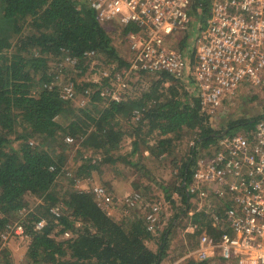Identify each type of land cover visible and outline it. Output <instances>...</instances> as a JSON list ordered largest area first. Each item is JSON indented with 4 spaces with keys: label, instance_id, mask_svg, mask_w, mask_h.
Masks as SVG:
<instances>
[{
    "label": "trees",
    "instance_id": "obj_1",
    "mask_svg": "<svg viewBox=\"0 0 264 264\" xmlns=\"http://www.w3.org/2000/svg\"><path fill=\"white\" fill-rule=\"evenodd\" d=\"M106 25L97 20L86 0H0V244L1 233L27 208L26 196L42 199L34 210L21 216L24 237L30 240L27 264H161L166 255V230L156 239V247L150 244L155 232L147 230L148 211L136 210L132 216L117 218L109 213L110 207L105 210L98 204L94 193L75 187L73 180L62 193L56 191L65 153L70 150L71 144L64 141L67 136L85 150L100 151L105 156L103 161L112 162V153L126 136L133 137V153L145 146L152 156L161 157L172 153L176 141L186 134L194 133L196 148H207L219 140L212 134L231 130L240 122L249 126L247 131L259 119L232 121L222 129L214 128L190 86L166 72H139L140 81L148 85L137 97L120 102L103 98L100 90L110 84L116 71L129 64L113 44ZM119 28L122 35L136 30L134 25ZM63 50L79 57L81 74L92 60L84 57L87 50H95L107 64L117 63L103 83L75 84L84 97L87 88L100 87L92 94L91 107H76L61 97L58 85L50 87L55 77L49 72V60L62 56ZM146 77H151L150 83ZM135 110L139 111L138 119ZM122 121L129 130L124 129ZM153 136L156 139L151 144ZM192 154L174 188L181 205L167 193L177 208L176 217L193 211L192 204L187 210L189 197L183 186L193 173ZM99 168L97 161L88 159L75 177H91ZM52 206L61 207L60 216L51 212ZM42 219L45 226L36 229ZM192 219L200 224L196 230L200 236L205 218L194 214ZM65 232L71 236L60 238ZM5 252L2 258L12 264ZM216 260L226 261L191 259L185 264Z\"/></svg>",
    "mask_w": 264,
    "mask_h": 264
},
{
    "label": "built area",
    "instance_id": "obj_2",
    "mask_svg": "<svg viewBox=\"0 0 264 264\" xmlns=\"http://www.w3.org/2000/svg\"><path fill=\"white\" fill-rule=\"evenodd\" d=\"M103 24L134 25L124 35L130 56L116 71L100 96L113 101L138 96L144 87L139 72L179 77L199 98L211 119L246 85H264V0H86ZM64 61L77 66L80 59L63 50ZM95 50L84 53L93 59ZM106 76H110L107 74ZM143 83V85H142ZM75 81L58 85L66 101L77 99ZM85 90V97L91 94ZM139 111L134 117L138 119ZM73 142V137H68ZM193 147V173L184 181L194 214L205 218L198 246L190 253L196 261L221 258L236 264H264V114L254 128L225 134L207 148ZM195 152L197 157L195 156ZM54 168V167H53ZM100 206L109 208L105 186L95 185ZM126 214L145 203L141 192L126 195ZM147 230L156 232L159 203L149 205ZM60 216L62 209L52 206ZM46 222L38 221L36 229ZM218 233V237L216 234ZM25 236L22 223H9L1 233L2 249L11 235ZM70 232L65 236L70 237Z\"/></svg>",
    "mask_w": 264,
    "mask_h": 264
},
{
    "label": "rangeland",
    "instance_id": "obj_3",
    "mask_svg": "<svg viewBox=\"0 0 264 264\" xmlns=\"http://www.w3.org/2000/svg\"><path fill=\"white\" fill-rule=\"evenodd\" d=\"M106 28L111 33L113 44L118 49L120 55L124 59H129L130 51L128 44L119 26L108 24ZM88 64L89 66L85 73L81 74L82 69L78 67L79 64L74 66L64 61L63 54L59 57H51L49 60V72L55 77L54 84L59 85L60 82L65 83L73 80L76 84L80 85L86 82L97 83L99 85V83H103L104 79H106V75L110 74L114 67L117 66V63H105L104 59L97 57V55ZM146 79L150 83L151 77H146ZM145 85H148V83H145ZM99 88V86L91 87L92 92L87 97L82 96V93L77 91V99L68 102H71L76 107H91L92 94ZM126 99H128V96ZM102 105H104V102H102ZM263 114L264 85H246L238 91L230 103L224 105L221 111L213 116L210 123L214 128L222 129L229 122L242 121L244 119L250 120V118L261 117ZM122 126L124 129L129 130L128 125L124 121H122ZM248 127L247 124L240 122L231 130L228 129V132L242 133ZM68 137L71 136H67L64 141L71 144L70 150L65 153V167L56 182V191L62 193L70 185L71 180L74 181V185L78 189L92 193L95 185H103L109 193L108 197L110 200L107 202V205H111L112 202L113 205L119 204L121 208L120 198L124 196H122L121 191L124 188L128 189L126 192H141L147 201H145V205L138 206L136 209L131 210L129 214L124 213V211L121 213L120 211V215H117V218L122 219L126 215L132 216L136 210L144 213L150 208L149 205L159 203L161 206L160 222L157 232L154 233L155 238L150 241V244L156 247L158 243L156 239H159L163 231L166 230L168 232V248L161 264H185L192 259L189 255L198 246L199 235L196 230L200 228V224L193 221L191 211L187 216L185 215L186 213H183L179 217H176L177 208L168 200L167 193H171L173 200L175 199L181 205V198L174 188L180 183L179 174L182 166L193 152L195 145L194 133L186 134L183 139L177 140L172 153H165L161 157L152 156L148 150H145V146H142L138 152L133 153V137L126 136L121 147L112 153L114 158L112 162L103 161L105 156L100 151L85 150L79 146V142H69L67 140ZM150 139L152 140H150V143L154 144L156 137L153 136ZM88 159H92L93 162L97 161L100 168L93 171L91 177H75L78 168L87 162ZM132 162L136 164H132ZM117 178H122L123 185L114 189L112 183L114 180H118ZM26 200L28 201L27 208L19 213V219L12 220V225L22 223L21 216H24L26 212L34 210L42 201L39 197L31 194L26 196ZM59 204L61 205V203ZM190 208L189 205L187 210H190ZM122 210H125L124 207ZM60 238H67V236L62 235ZM29 241V238L13 234L3 247L1 254H4L6 251L5 254L12 264H27L26 253ZM209 264H232V262L216 260L209 262Z\"/></svg>",
    "mask_w": 264,
    "mask_h": 264
},
{
    "label": "crops",
    "instance_id": "obj_4",
    "mask_svg": "<svg viewBox=\"0 0 264 264\" xmlns=\"http://www.w3.org/2000/svg\"><path fill=\"white\" fill-rule=\"evenodd\" d=\"M118 179V178H117ZM113 187H114V189H115V187H118V186H122L123 184H122V178H120V179H118V180H114L113 181ZM128 190V189H127ZM126 190V188H124L121 192H122V196H123V198L126 196V195H128V194H130L131 192H126L127 191ZM135 192V191H134ZM127 193V194H126ZM133 193V192H132ZM126 194V195H125ZM123 198H120V203H121V200L123 199ZM121 206H122V208H123V205H122V203H121ZM109 207H110V214L111 215H113V216H116L117 217V215H120V211H121V213L123 212V210H122V208L121 207H119V205H113L112 204V202H111V205H109ZM124 213H126L125 211H124Z\"/></svg>",
    "mask_w": 264,
    "mask_h": 264
},
{
    "label": "water",
    "instance_id": "obj_5",
    "mask_svg": "<svg viewBox=\"0 0 264 264\" xmlns=\"http://www.w3.org/2000/svg\"><path fill=\"white\" fill-rule=\"evenodd\" d=\"M227 132H228V129H226L225 131H223L221 134H212V135L213 136H217V137H221V136H224L225 134H227Z\"/></svg>",
    "mask_w": 264,
    "mask_h": 264
}]
</instances>
